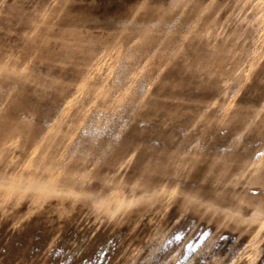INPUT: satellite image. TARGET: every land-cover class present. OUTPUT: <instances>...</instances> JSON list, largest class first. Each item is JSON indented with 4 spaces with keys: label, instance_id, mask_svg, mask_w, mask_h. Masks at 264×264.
I'll list each match as a JSON object with an SVG mask.
<instances>
[{
    "label": "rangeland",
    "instance_id": "rangeland-1",
    "mask_svg": "<svg viewBox=\"0 0 264 264\" xmlns=\"http://www.w3.org/2000/svg\"><path fill=\"white\" fill-rule=\"evenodd\" d=\"M0 264H264V0H0Z\"/></svg>",
    "mask_w": 264,
    "mask_h": 264
}]
</instances>
